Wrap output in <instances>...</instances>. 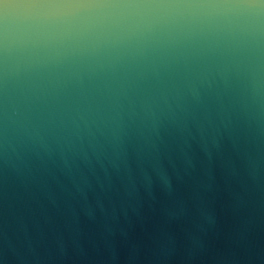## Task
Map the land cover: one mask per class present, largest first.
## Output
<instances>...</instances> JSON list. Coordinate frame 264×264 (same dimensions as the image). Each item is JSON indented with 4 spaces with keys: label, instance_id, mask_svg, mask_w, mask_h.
Returning <instances> with one entry per match:
<instances>
[{
    "label": "water",
    "instance_id": "1",
    "mask_svg": "<svg viewBox=\"0 0 264 264\" xmlns=\"http://www.w3.org/2000/svg\"><path fill=\"white\" fill-rule=\"evenodd\" d=\"M0 264H264V0H0Z\"/></svg>",
    "mask_w": 264,
    "mask_h": 264
},
{
    "label": "clouds",
    "instance_id": "2",
    "mask_svg": "<svg viewBox=\"0 0 264 264\" xmlns=\"http://www.w3.org/2000/svg\"><path fill=\"white\" fill-rule=\"evenodd\" d=\"M5 7H8L5 5ZM63 13H50L46 14L43 17H41L38 21V28L41 31L47 30L51 27H56L63 23V20L61 19Z\"/></svg>",
    "mask_w": 264,
    "mask_h": 264
}]
</instances>
